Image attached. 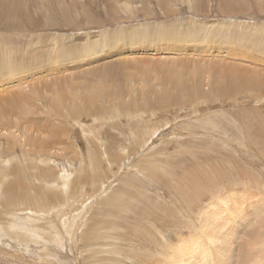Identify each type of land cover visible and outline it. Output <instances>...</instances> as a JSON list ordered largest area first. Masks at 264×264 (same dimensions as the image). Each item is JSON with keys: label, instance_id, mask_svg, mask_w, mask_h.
Listing matches in <instances>:
<instances>
[{"label": "rangeland", "instance_id": "rangeland-1", "mask_svg": "<svg viewBox=\"0 0 264 264\" xmlns=\"http://www.w3.org/2000/svg\"><path fill=\"white\" fill-rule=\"evenodd\" d=\"M0 2V16L6 10L8 18L5 25L4 20L0 22V83L14 80L17 74L18 78H29L40 71L39 81L20 89L10 87L18 90L21 101L12 109L0 107V115H6L1 120L11 122L12 111L16 117L21 115L19 120L31 123L27 126L32 127L36 143H49L45 146L51 152L42 154L32 145L22 147L25 142L19 144L16 129L12 131L17 137L13 143L21 152L5 155L0 147V229L12 235L13 223L21 228L18 216L27 217L32 223L20 244L16 242L13 247L0 243V264H141L142 259L148 261L149 255L156 256V245L175 238L177 233L189 230L196 234L200 229L198 216L205 205L212 200L220 202L225 195L228 198L233 190L240 192L235 193L237 196L230 194L235 198L229 205L235 206L227 207L230 224L223 231L208 228V233L212 232L220 241L211 246V259L222 260V264L226 260V264H264V255L260 259L253 255L259 247L254 246L252 237L262 228L264 210V0ZM23 16L35 19L37 30L21 25ZM174 45H181L179 50H186L184 54L197 51L201 58L196 54V63L191 57V64L178 66L174 62ZM206 49L209 52H203ZM227 49H236L237 55L229 57ZM219 54L222 59H217ZM147 56L152 57L150 61L155 59L150 62ZM134 57L146 58L148 62L136 63ZM116 65V77L121 84L124 81V86L117 82L124 89L122 92L112 89L116 80L106 74L108 66ZM247 78L251 80L249 89L243 83ZM222 81L225 84H220ZM71 146L75 148L71 150ZM119 192L126 195L120 198ZM78 220L81 228L75 223ZM109 229H118L117 234ZM160 231L167 239L151 242L146 235L153 232L162 237ZM14 232L22 234L15 229ZM119 232L126 233L125 237ZM53 235L65 237L66 241L49 243ZM244 243L246 246L242 247ZM139 249L146 251L141 253Z\"/></svg>", "mask_w": 264, "mask_h": 264}, {"label": "bare ground", "instance_id": "bare-ground-1", "mask_svg": "<svg viewBox=\"0 0 264 264\" xmlns=\"http://www.w3.org/2000/svg\"><path fill=\"white\" fill-rule=\"evenodd\" d=\"M2 1V0H1ZM7 1H9L10 2V0H7ZM39 1V0H38ZM124 1V0H123ZM163 1V0H162ZM237 1V0H236ZM16 2V1H15ZM15 2H13V3H15ZM31 2V1H30ZM35 2V1H34ZM41 2V1H40ZM1 3V2H0ZM3 3H4V1H3ZM8 3V2H7ZM232 3V2H231ZM5 4V3H4ZM18 4V3H17ZM16 4V5H17ZM44 4V3H43ZM238 4V3H237ZM240 4V3H239ZM22 5V4H21ZM59 5V4H58ZM75 5V4H74ZM73 5V6H74ZM224 5V4H223ZM233 5V4H232ZM3 6V5H2ZM77 6V5H76ZM163 6H166V5H163ZM229 6V5H228ZM7 7L8 6H6V9H7ZM25 7V6H24ZM45 7V6H44ZM78 7V6H77ZM103 7V6H102ZM229 8V7H228ZM236 8V7H235ZM10 9V8H9ZM22 9V8H21ZM24 9V8H23ZM230 9V8H229ZM243 9V8H242ZM233 11V10H232ZM167 12V11H166ZM20 13V12H19ZM239 12H237V14H238ZM1 16H0V22H2L3 20H4V25H5V19H8V18H6L5 17V15H6V10H3L2 12H1ZM25 14V13H24ZM169 14V13H168ZM225 14V13H224ZM28 15V14H27ZM34 15V14H33ZM146 15H148V14H146ZM234 15V14H233ZM19 16H22V15H18L17 17L19 18ZM139 16V15H138ZM10 18H12V15H11V17ZM9 18V19H10ZM31 18V17H30ZM48 19V18H47ZM12 21V20H11ZM10 22V21H9ZM20 23H21V25H23L24 27H26V29L27 28H29V29H36L37 30V28H38V22H36L35 21V19H25L24 18V16L23 17H21L20 18ZM92 23V22H91ZM2 24V23H1ZM3 25V24H2ZM18 26V25H17ZM3 28H5L4 26H2ZM7 27H8V24H7ZM11 27V26H10ZM9 27V28H10ZM22 27V26H21ZM14 29V28H13ZM16 30H17V28H16ZM15 30V31H16ZM19 30V29H18ZM32 32V31H31ZM177 33V32H176ZM176 33H175V35H176ZM35 34V33H34ZM21 35V34H20ZM234 35V34H233ZM177 36V35H176ZM228 36V35H227ZM105 37V36H104ZM2 39V38H1ZM5 40V39H4ZM135 40V39H134ZM168 40V39H167ZM183 43V42H182ZM185 43V42H184ZM183 43V44H184ZM218 43V42H217ZM177 44V43H176ZM233 44V43H232ZM193 45V44H192ZM174 46H176V45H174ZM183 46V45H182ZM207 46V45H206ZM188 47V46H187ZM10 48V47H9ZM180 48H181V45H180ZM179 47H175V48H172V50L173 51H175L177 54H176V59L174 58V62H176V63H179L178 64V66H184L185 65V63L186 62H188V63H190L189 61H191L192 60V58H193V60H194V58L196 57H199L200 56V53L198 54L197 53V51H196V53H194V54H190V55H188V54H184V52L186 51V50H179L180 49ZM185 48V47H184ZM230 48H232V47H230ZM247 49V48H246ZM245 49V50H246ZM11 50V49H10ZM25 50V49H24ZM23 50V51H24ZM168 50H171V48L170 49H168ZM222 50H223V48H222ZM236 50V49H235ZM235 50H232V49H227V55L229 56V55H237L236 54V51ZM243 50V49H242ZM23 51H22V55H23ZM215 51V50H214ZM12 52V51H11ZM16 52V51H15ZM26 52V51H25ZM203 52H209V49H206L205 51H203ZM222 52V51H221ZM220 52V53H221ZM223 52H224V50H223ZM222 52V53H223ZM242 52H244V50L242 51ZM14 53V52H13ZM64 53V52H63ZM225 53V52H224ZM240 53V52H239ZM16 54V53H15ZM21 54V53H20ZM25 54H32V52L31 53H25ZM48 54V53H47ZM196 54H198V55H196ZM214 54V53H213ZM212 54V55H213ZM216 54V53H215ZM59 55V54H58ZM58 55H55V56H58ZM173 55H174V53H173ZM218 55V54H217ZM220 56H218L217 57V59H222V55L221 54H219ZM241 55H243L242 53H241ZM240 55V56H241ZM185 56V57H184ZM209 57H210V55H208ZM227 56V57H228ZM239 56V57H240ZM249 56V55H248ZM261 56V55H260ZM14 57V56H13ZM18 57H19V54H18ZM18 57H16V58H18ZM45 57V56H44ZM47 57V56H46ZM59 57H61V56H59ZM63 57V56H62ZM61 57V58H62ZM65 58L67 57V56H64ZM149 56H147V59H149V61H150V59H152V57H150V58H148ZM192 57V58H191ZM224 57V56H223ZM230 57V56H229ZM228 57V58H229ZM238 57V56H237ZM2 59H4V56L3 57H1ZM22 56H21V60H22ZM53 58V57H52ZM58 58V57H57ZM61 58H59L58 60L60 61V59ZM200 58H201V56H200ZM226 58V56L224 57V59ZM232 58V57H231ZM230 58V59H231ZM235 58V57H234ZM31 59V58H30ZM46 59V58H45ZM54 60H55V58H53ZM146 58H139V57H134L133 58V61L134 62H142V60H146L147 62H148V60H147ZM155 59V58H154ZM153 59V60H154ZM169 59V58H168ZM248 59H249V57H248ZM251 59V58H250ZM7 60H10L9 58L7 59ZM15 60H17V59H15ZM24 60V59H23ZM22 60V61H23ZM34 60H35V58H34ZM34 60H33V63H34ZM153 60H151V61H153ZM192 60V62H194V63H196L197 61H193ZM199 61H200V59H198ZM254 60V59H253ZM263 60V59H262ZM11 61V60H10ZM19 61V60H18ZM26 61H27V59H26ZM51 61H52V59H51ZM56 61H57V59H56ZM58 61V62H59ZM75 61V60H74ZM77 61V60H76ZM150 61V62H151ZM41 62V61H40ZM53 62V61H52ZM263 62V61H262ZM25 63V62H24ZM199 63H201V62H199ZM203 63H205V61L203 62ZM228 63V62H227ZM241 63V62H240ZM191 64V63H190ZM242 64H244L243 62H242ZM6 65V64H5ZM24 65V64H23ZM26 65V64H25ZM39 65V64H38ZM119 65V64H118ZM118 65H116V66H108L107 68H106V74L107 75H110L112 78L114 77V80H116V83H113L114 84V88H112V89H114V91H116V92H122L124 89L122 88V86L121 85H123L124 84V81L122 82V84L120 83V80L118 81V78L116 77L117 76V74H116V69H118L117 67H118ZM234 65V64H233ZM262 65H264V63L262 64ZM51 66V65H50ZM209 66V65H208ZM218 66V65H217ZM239 66H241V65H239ZM244 66V65H243ZM252 66V65H251ZM11 67H14V66H11ZM16 67V66H15ZM14 67V68H15ZM28 67V66H27ZM35 67V66H34ZM40 67V66H39ZM119 67H120V65H119ZM121 67H122V65H121ZM214 67V66H213ZM256 67V66H255ZM5 68V67H4ZM3 68V69H4ZM50 68V67H49ZM242 68H245V67H242ZM257 68H258V66H257ZM260 68V67H259ZM262 68L264 69V67L262 66ZM1 69V68H0ZM24 69V68H23ZM29 69V68H28ZM189 69V68H188ZM252 69H254V68H252ZM256 69V68H255ZM254 69V70H255ZM6 70H8L7 68H6ZM31 70V69H30ZM235 70V69H234ZM4 71H5V69H4ZM18 71V70H17ZM35 72L37 71V70H34ZM99 71V70H98ZM232 71V70H231ZM238 71V73L240 72V73H244V70H237ZM252 71V70H251ZM258 71V70H257ZM263 71V70H262ZM9 72V71H8ZM20 72V71H19ZM26 72H27V70H26ZM38 72V71H37ZM65 72V71H64ZM18 73V72H17ZM28 73V72H27ZM30 73V72H29ZM31 73H32V71H31ZM39 73H40V71L38 72V74L36 75V76H29V78H27V77H25V78H18V74H17V78L14 76V80H10V81H3L4 83H0V107H5V106H9L10 107V109H12V108H14L15 107V105L17 106H19V102L21 101V99H19V93H18V90H11L10 89V87H14V89H15V87H16V89H20V87H22L23 88V86H28L27 84L28 83H34V81L36 80V82L37 81H39V79L37 78V76L39 75ZM96 73H98V72H96ZM95 73V74H96ZM254 73V72H253ZM256 73V72H255ZM1 74V73H0ZM15 74V73H14ZM20 74H22L21 72H20ZM64 74V73H63ZM73 74H75V73H73ZM228 74H230V75H233L232 74V72H230V73H228ZM248 74V73H247ZM249 74H250V71H249ZM248 74V75H249ZM257 74V73H256ZM258 74H263V72L262 73H258ZM257 74V75H258ZM13 75V74H12ZM23 75V74H22ZM21 75V76H22ZM35 75V74H34ZM2 76H3V73H2ZM8 76V75H7ZM20 76V75H19ZM20 76V77H21ZM64 76H65V74H64ZM70 76V75H69ZM81 76V75H80ZM229 76V75H228ZM235 76H236V74H235ZM245 76V75H244ZM10 77V76H9ZM40 77V76H39ZM74 77V76H73ZM208 77V76H207ZM211 77V76H210ZM230 77V76H229ZM229 77H227V78H229ZM238 77V76H237ZM258 77H261L260 75L258 76ZM69 78V77H68ZM79 78V77H78ZM81 78V77H80ZM112 78L110 79V80H112ZM120 78V77H119ZM212 78H214V77H212ZM233 78H234V76H233ZM239 78V77H238ZM1 79V78H0ZM5 79H8V77H6ZM4 79V80H5ZM75 79V78H74ZM171 79V78H170ZM232 79V78H231ZM76 80V79H75ZM79 80V79H78ZM122 80V79H121ZM218 80V79H217ZM227 80H229V79H227ZM237 80H239V79H237ZM244 80V85L245 86H247V88L249 87V85H250V81L251 80H249V78H247V79H243ZM258 80V79H257ZM261 80H262V78H261ZM53 81H55V80H53ZM60 81V80H59ZM109 81V79H107V81L106 82H108ZM171 81H173V80H171ZM219 81V80H218ZM223 81H226V80H223ZM223 81H222V83L220 82V84H225V82L223 83ZM230 81V80H229ZM234 81H236V80H234ZM1 82V81H0ZM77 82V81H76ZM87 82V81H86ZM117 82H119V83H117ZM231 82V81H230ZM239 82V81H238ZM51 83V82H50ZM78 83V82H77ZM227 83H229L228 81H227ZM227 83H226V85H227ZM235 83V82H234ZM236 83H237V81H236ZM53 84V83H52ZM66 84V83H65ZM89 84V83H88ZM105 84V83H104ZM212 84V83H211ZM259 84V83H258ZM33 85V84H32ZM37 85V84H36ZM35 85V86H36ZM40 85V84H39ZM108 85V84H107ZM214 85V84H213ZM219 85V84H218ZM236 85V84H235ZM240 85H242L241 83H240ZM239 85V86H240ZM254 85V84H253ZM252 85V86H253ZM30 86V85H29ZM50 86V85H49ZM92 86V85H91ZM124 86V85H123ZM238 86V85H237ZM252 86L250 87V88H252ZM256 86V85H255ZM259 86V85H258ZM263 86V85H262ZM40 87V86H39ZM46 87H47V85H46ZM215 87V86H214ZM254 87V86H253ZM93 88V87H92ZM219 88V87H218ZM226 88V87H225ZM232 88H233V85L231 86V88L229 89V92H232ZM246 88V89H247ZM27 89V88H26ZM32 89V88H31ZM38 90H39V88H37ZM41 89V88H40ZM81 89H82V87H81ZM227 89V88H226ZM245 89V88H244ZM249 89V88H248ZM256 89V88H255ZM259 89V88H258ZM257 89V90H258ZM263 89H264V86H263ZM28 90H30V88L28 89ZM221 90H223V88L221 89ZM235 90V89H234ZM233 90V91H234ZM240 90V89H239ZM27 91V90H26ZM32 91V90H31ZM35 91H37V90H35ZM40 91V90H39ZM92 91V90H91ZM107 91H109V90H107ZM214 91V90H213ZM218 91V90H217ZM217 91H215V92H217ZM226 91V90H225ZM251 91H253V90H251ZM255 91V90H254ZM261 91V90H260ZM259 91V92H260ZM263 91V90H262ZM41 92V91H40ZM76 92H77V90H76ZM82 92H85L84 91V89H83V91ZM89 92H90V90H89ZM246 92V91H245ZM31 93V92H30ZM52 93V92H51ZM93 93V92H92ZM96 93V92H95ZM184 93H185V91H184ZM250 93V92H249ZM264 93V92H263ZM26 94H29V93H26ZM42 94H44L43 92H42ZM127 94H129V93H127ZM126 94V95H127ZM222 94V93H221ZM225 94V93H224ZM224 94H222V95H224ZM227 94H228V92H227ZM239 94H241L240 92H239ZM257 94H258V92H257ZM256 94V95H257ZM22 95V94H21ZM31 95V94H30ZM70 95V94H69ZM108 95V94H107ZM109 95H110V93H109ZM116 95V94H115ZM124 95H125V92H124ZM124 95H123V97H122V99L123 98H125L124 97ZM44 96V95H43ZM48 96V95H47ZM51 96H53V95H51ZM71 96V95H70ZM117 96V95H116ZM220 96V95H219ZM50 97V96H49ZM72 97V96H71ZM96 97V96H95ZM99 97V96H98ZM97 97V98H98ZM198 97V96H197ZM201 97V96H200ZM229 97H230V95H229ZM232 97V96H231ZM230 97V98H231ZM262 97V96H261ZM40 98V97H39ZM44 98V97H43ZM55 98V97H54ZM127 98V97H126ZM220 98H222V97H220ZM229 98V99H230ZM27 99H28V97H27ZM45 99V98H44ZM50 99V98H49ZM72 99V98H71ZM205 99V98H204ZM30 100V99H29ZM47 100V99H46ZM50 100H52V99H50ZM73 100V99H72ZM82 100V99H81ZM91 100V99H90ZM117 100V99H116ZM25 101H27V100H25ZM32 101V100H31ZM44 101V100H43ZM70 101V100H69ZM69 101H68V103H69ZM94 101V100H93ZM92 101V102H93ZM99 101V100H98ZM119 101V100H118ZM133 101H134V99H133ZM132 101V102H133ZM203 101V100H202ZM38 102H40V101H38ZM61 102V101H60ZM73 102V101H72ZM97 102V101H96ZM111 102H113L112 100H111ZM27 103V102H26ZM32 103V102H31ZM78 103V102H77ZM76 103V104H77ZM99 103V102H98ZM121 103V102H120ZM148 103V102H147ZM146 103V104H147ZM29 104V103H28ZM105 104V103H104ZM55 105H56V103H55ZM83 105V104H82ZM86 105V104H85ZM106 105H107V102H106ZM118 105V104H117ZM121 105V104H120ZM125 105V104H124ZM139 105V104H138ZM39 106H41V105H39ZM53 106V105H52ZM63 106V105H62ZM80 106V105H79ZM79 106H78V108H79ZM182 106V105H181ZM74 107H75V105H74ZM73 107V108H74ZM82 107V106H81ZM88 107V106H87ZM97 107V106H96ZM112 107V106H111ZM114 107V106H113ZM112 107V108H113ZM129 107V106H128ZM188 107H190V106H188ZM8 108V107H7ZM31 108V107H30ZM33 108V107H32ZM38 108V107H37ZM51 108V107H50ZM55 108V107H54ZM71 108V111L73 110L72 109V107H70ZM76 108V107H75ZM84 108V107H83ZM89 108V107H88ZM91 108V107H90ZM116 108V107H115ZM130 108V107H129ZM140 108V107H139ZM151 108V107H150ZM53 109V108H52ZM67 109V108H66ZM109 109V108H108ZM117 109V108H116ZM131 109V108H130ZM183 109V108H182ZM4 111H7L6 110V108L5 109H3ZM63 110H65V109H63ZM75 110V109H74ZM77 110V109H76ZM127 110V109H126ZM135 110V109H134ZM137 110H138V108H137ZM146 109H144V111H145ZM149 110V109H148ZM30 111V110H29ZM31 111H33L34 112V109H32ZM30 111V112H31ZM86 111V110H85ZM99 111V110H98ZM103 111V110H102ZM141 111V110H140ZM149 111H152V110H149ZM148 111V112H149ZM155 111V110H154ZM74 112V111H73ZM124 112V111H123ZM137 112H139V111H137ZM142 112V111H141ZM141 112H140V115H141ZM146 112H147V110H146ZM16 113H17V111H16ZM21 113V112H20ZM25 113V112H24ZM32 113V112H31ZM45 113V112H44ZM61 113V112H60ZM93 113H95V112H93ZM128 113H131V111L130 112H128ZM144 113V112H143ZM155 113V112H154ZM9 114V113H8ZM19 114V113H18ZM26 114V113H25ZM33 114V113H32ZM39 114V113H38ZM115 114V113H114ZM122 114V113H121ZM146 114V113H145ZM150 114V113H149ZM23 115V114H22ZM31 115V114H30ZM52 115V114H51ZM64 115V114H63ZM80 115V114H79ZM123 115V114H122ZM152 115V114H151ZM259 115V114H258ZM9 116H10V118H11V122H7V123H4V122H2V120L1 119H3V118H6V115L4 114L3 116L2 115H0V147H2L3 149H4V154L5 155H8V153L9 152H13L14 153V155H18L20 152L16 149V147L17 146H15V143H13L14 141H16V139H17V137H16V133H13L12 131L13 130H18V136H19V138H18V140H19V144L21 145V142L22 141H24L25 142V145H23L22 147H28L29 145H32V146H35V147H37V148H39V150H40V152L43 154V153H45L46 151L48 152L49 150H48V148L49 147H47V146H45V145H49V143H43V142H41V141H38V142H40L41 144H38V143H36V137H35V135H34V131L32 130V127H29V126H27L28 124H31L30 122L28 123V122H22L21 120H19L20 119V116L21 115H18V117H16L17 115H13V111L12 112H10V114H9ZM15 116V119L13 118L12 119V117H14ZM25 116V115H24ZM29 116V115H28ZM106 116V115H105ZM124 116V115H123ZM122 116V117H123ZM126 116V115H125ZM131 116V115H130ZM133 116V115H132ZM136 116H138L137 114H136ZM145 116V115H144ZM146 116H147V114H146ZM149 116V115H148ZM156 116V115H155ZM253 116V115H252ZM27 117V116H26ZM29 117H31V116H29ZM87 117V116H86ZM99 117V116H98ZM108 117H110V116H108ZM114 117H115V115H114ZM121 117V118H122ZM134 117V116H133ZM10 118H8V119H10ZM60 118H62V117H60ZM96 118V117H95ZM105 118V117H104ZM112 118V117H111ZM116 118V117H115ZM124 118V117H123ZM127 118V117H126ZM149 118V117H148ZM23 119V118H22ZM73 119V118H72ZM83 119V118H82ZM114 119V118H113ZM128 119H129V117H128ZM131 119V118H130ZM129 119V120H130ZM135 119V118H134ZM141 119H142V117H141ZM53 120H55V119H53ZM66 120H68V119H66ZM144 120V119H143ZM25 121V120H24ZM29 121V120H28ZM31 122H32V120H30ZM84 121V120H83ZM121 121H123V120H121ZM131 121V120H130ZM35 122V121H34ZM58 122V121H57ZM69 122H71V121H69ZM74 122H76V121H74ZM109 122V121H108ZM133 122V121H132ZM137 122H139V120L137 121ZM146 122H148V120L146 121ZM37 123H39V122H37ZM45 123V122H44ZM53 123V122H52ZM56 123V122H55ZM61 123H62V121H61ZM141 123V122H140ZM145 123V122H144ZM70 124V123H69ZM78 124V126L80 125V123H77ZM91 124V123H90ZM117 124V123H116ZM46 125V124H45ZM49 125V124H48ZM53 125V124H52ZM55 125V124H54ZM62 125V124H61ZM114 125V124H113ZM126 125V124H125ZM136 125H137V123H136ZM149 125V124H148ZM87 126V125H86ZM108 126V125H107ZM116 126V125H115ZM152 126V125H151ZM150 126V127H151ZM119 127V126H118ZM131 127V126H130ZM41 128V127H40ZM51 128H52V126H51ZM53 129V128H52ZM69 129V128H68ZM83 129H84V127H83ZM109 129V128H108ZM114 129V128H113ZM132 129V128H131ZM138 129V128H137ZM42 130V129H41ZM45 130V129H44ZM70 130V129H69ZM130 130V129H129ZM133 130V129H132ZM140 130H142V129H140ZM61 131V130H60ZM65 131V130H64ZM73 131V130H72ZM137 132H138V130H136ZM135 131V132H136ZM7 133V135H5V133ZM39 132V131H38ZM38 132H37V134H38ZM71 132V131H70ZM75 132V131H74ZM82 132V131H81ZM107 132V131H106ZM35 133H36V131H35ZM48 133V132H47ZM65 133H66V131H65ZM154 133V132H153ZM52 134V133H51ZM45 135V134H44ZM47 135V134H46ZM69 135V134H68ZM135 135H136V133H135ZM152 135V134H151ZM42 136V135H41ZM40 136V137H41ZM72 136V135H71ZM101 136V135H100ZM99 136V137H100ZM138 136V135H137ZM58 137V136H57ZM60 137V136H59ZM104 137H105V134H104ZM107 137V136H106ZM136 137V136H135ZM54 138V137H53ZM96 138V137H95ZM138 138V137H137ZM2 139H4L5 140V142L3 143L1 140ZM63 139H64V136H63ZM98 139V138H97ZM48 140V139H47ZM53 140V139H52ZM62 140V139H61ZM142 140V139H141ZM145 140V139H144ZM57 141H58V139H57ZM71 141V140H70ZM74 141V140H73ZM87 141V140H86ZM97 141V140H96ZM94 142V141H93ZM134 142V141H133ZM67 143V142H66ZM122 143V142H121ZM56 144V143H55ZM55 144H53V145H55ZM68 144V143H67ZM67 144L65 145V146H67ZM71 144L73 145V143L71 142ZM97 144H98V142H97ZM58 145H60V144H58ZM58 145H56L57 146V148L59 147ZM69 145V144H68ZM75 145V144H74ZM73 145V146H74ZM31 146V147H32ZM55 146V147H56ZM62 146V145H61ZM64 146V145H63ZM20 147V146H19ZM72 147V146H71ZM53 148L54 147H52V151H53ZM60 148H62V147H60ZM59 148V149H60ZM65 148V147H64ZM67 149H69L68 147H66ZM65 148V149H66ZM73 148H75V147H72V149L71 150H73ZM20 149V148H19ZM27 149H30V148H27ZM26 149V150H27ZM58 149V150H59ZM63 149V148H62ZM61 149V150H62ZM64 149V150H65ZM66 149V150H67ZM108 150H109V148H107ZM33 150H34V148H33ZM33 150H31V151H33ZM61 150L59 151V152H61ZM76 150V149H75ZM74 150V151H75ZM36 151V150H35ZM77 151V150H76ZM28 152H29V150H28ZM50 152V151H49ZM55 152H57V151H54V153ZM26 153V152H25ZM39 153V152H38ZM51 153V152H50ZM58 153V152H57ZM56 153V154H57ZM75 153V152H74ZM73 153V154H74ZM61 154V153H60ZM63 154H65V153H63ZM26 156H27V154H25ZM35 155V154H34ZM51 155V154H50ZM53 155V154H52ZM78 155V154H77ZM91 155V154H90ZM111 155V154H110ZM112 155H113V153H112ZM25 156V157H26ZM46 156V155H45ZM64 156V155H63ZM21 157V156H20ZM19 157V158H20ZM23 157V156H22ZM65 157V156H64ZM116 157V156H115ZM17 158V157H16ZM68 158V157H67ZM111 158V157H110ZM112 158H114V155H113V157ZM111 158V159H112ZM117 158V157H116ZM119 158V157H118ZM70 160V159H69ZM95 160V159H94ZM96 160H97V158H96ZM20 161V160H19ZM23 161H26V160H23ZM33 161V163L35 162H37L36 160H32ZM46 161V160H45ZM74 161V160H73ZM117 161H118V159H117ZM47 162V161H46ZM45 162V163H46ZM24 163V162H23ZM33 163H31V164H33ZM43 163V162H42ZM44 163V164H45ZM75 163V162H74ZM118 163V162H117ZM44 164H42V165H44ZM28 166V165H27ZM37 166H39V165H36V167ZM45 166V165H44ZM46 166H47V163H46ZM50 168V167H49ZM95 168V167H94ZM35 169V168H34ZM40 169V168H39ZM46 170V169H45ZM153 170V169H152ZM19 171V170H18ZM237 173H238V171H237ZM219 175V174H218ZM64 178V177H63ZM100 178H102V177H100ZM107 178V177H106ZM213 178V177H212ZM244 179V178H243ZM105 180V179H104ZM104 180H102V181H104ZM239 180V179H238ZM68 181V180H67ZM244 181V180H243ZM69 182V181H68ZM223 182H225V181H223ZM240 182V181H239ZM225 184V183H224ZM237 185V184H236ZM235 185V186H236ZM58 186H60L59 184H58ZM238 187V186H237ZM236 187V188H237ZM233 188V187H232ZM239 188H240V186H239ZM235 189V188H234ZM238 189V188H237ZM245 190V189H244ZM248 190V189H247ZM120 191V190H119ZM123 190H121L120 192H122ZM239 191V190H238ZM238 191H236V190H233V191H229L230 193H228L227 195V197L228 198H226V195L225 196H223L222 198H220V202H218V201H216V200H212L211 201V203H208L207 205H205V207H204V209L201 211V213H200V215L198 216V223H199V226H200V229L198 230L197 229V232H196V234H193V232H189V230L187 231H185V232H182V233H177L178 235L175 237V238H169L168 239V241H166V242H162L163 244H158V246L156 245V249H157V254H156V256H155V254L153 255V256H151V255H149L148 257V261H147V259H146V261L147 262H149V263H151V264H207V263H209V264H222V260H212L211 258H212V256H213V254H212V252H214V248H212L211 249V246L213 245V243L215 244V241L216 242H220L218 239L219 238H217V236H216V238L214 237V235H213V233L211 232L210 234L208 233L209 231H208V228L209 227H215V228H218V229H220V230H222L223 231V229L224 228H226V226L228 225V224H230V220L229 219H231L230 217H228V210H227V207H230L229 205H230V203L232 202L233 203V201H231L233 198L230 196V194L231 195H234L236 192H238ZM116 192H118V191H116ZM118 193V194H121V195H119V197L120 198H123L125 195H126V192H124V193ZM240 192V191H239ZM181 193H183V191L181 192ZM234 193V194H233ZM111 194H113V193H111ZM118 194H117V196H118ZM238 194V193H237ZM241 194H243V193H241ZM240 194V195H241ZM110 196V195H109ZM235 196H237L236 194H235ZM244 196H246V195H244ZM249 196V195H248ZM234 197V196H233ZM117 198V197H116ZM120 198H117V200L118 199H120ZM252 198V197H251ZM256 198V197H255ZM108 200H109V197L107 198ZM235 199V198H234ZM233 199V200H234ZM253 199V198H252ZM116 200V201H117ZM121 200V199H120ZM257 200V199H256ZM235 201H238V200H235ZM234 201V202H235ZM247 201V200H246ZM249 201V200H248ZM37 202V201H36ZM254 202V201H253ZM264 202V201H263ZM46 204H47V206L48 207H52L50 204H48L47 202H45ZM105 204H106V201L104 202ZM112 203V202H111ZM116 203V202H115ZM187 203V202H186ZM237 202H235V204H236ZM260 203V202H259ZM107 204H110V202L108 201L107 202ZM113 204V203H112ZM117 204V203H116ZM245 204V203H244ZM254 204V203H253ZM43 205V204H42ZM190 205H191V202H190ZM232 205H234V204H232ZM237 205H238V203H237ZM108 206V205H107ZM235 206V205H234ZM234 206H231V207H234ZM240 206H241V204H240ZM239 206V207H240ZM254 206V205H253ZM45 207H46V205H45ZM62 207V206H61ZM231 207H230V209H231ZM238 207V206H237ZM238 207V208H239ZM72 208V207H71ZM236 208V207H235ZM241 208V207H240ZM105 209H106V207H105ZM264 209V208H263ZM104 210V209H103ZM238 211V209H235V211ZM231 211V210H230ZM234 211V212H235ZM236 211V212H237ZM70 212V211H69ZM75 212V211H74ZM115 212V211H114ZM113 212V213H114ZM233 212V211H232ZM230 213V212H229ZM70 214V213H69ZM115 214H116V212H115ZM233 214V213H232ZM96 215V214H95ZM120 215V214H119ZM234 215V214H233ZM262 215V214H261ZM235 216H236V213H235ZM253 216V215H252ZM101 217V216H100ZM262 228H258L257 230H256V234L254 233V234H252V237H253V244H255L254 246L255 247H259L257 250H255L254 251V253H253V255L256 257V258H258V259H260L261 257H262V255H264V210H263V215H262ZM115 218H117V217H115ZM119 218V217H118ZM255 218V217H254ZM16 219H18L19 220V225H20V227L21 228H19V226L17 225V224H14L13 223V225L10 227V229L13 231V234L12 235H8V234H5V232H3V230L2 229H0V243H7V244H9V245H11V246H13L14 247V245L15 244H20L21 243V240H22V235H23V233L24 232H27L29 229H32V223H31V221H30V219L29 218H27V217H23V216H18V217H16ZM15 219V220H16ZM82 221L84 220L83 218L81 219ZM237 220V219H236ZM137 221V220H136ZM257 221V220H256ZM116 222V221H115ZM248 222V221H247ZM72 223V222H71ZM76 223V225L78 226V227H80L81 228V221L80 220H78L77 222H75ZM197 223V224H198ZM117 224V223H116ZM234 224V223H233ZM251 224H249V226H250ZM152 226V225H151ZM116 227H117V225H116ZM119 228V227H118ZM141 228V227H140ZM156 227H154V229H155ZM199 228V227H198ZM253 228V227H252ZM14 229L16 230V231H19V232H21L22 234H16V232H14ZM113 229V228H112ZM112 229L110 230V231H112ZM116 229V228H115ZM121 229V228H120ZM123 229V228H122ZM168 229V228H167ZM100 230V229H99ZM108 230V231H109ZM118 230V229H117ZM116 230V231H117ZM134 230V229H133ZM143 230H144V228H143ZM147 230V229H146ZM152 230V229H151ZM160 230V229H159ZM173 229H171V231H172ZM177 230H178V228H177ZM215 230V229H214ZM250 230V229H249ZM92 231H93V229H92ZM102 231H104V230H100V232H102ZM113 231H115V230H113ZM112 231V232H113ZM115 231V233L117 234V232ZM120 231V230H119ZM132 231V230H131ZM153 231V230H152ZM156 231H157V228H156ZM165 231V230H164ZM192 231H194V230H192ZM255 231V230H254ZM262 231V232H261ZM18 232V233H19ZM99 232V233H100ZM133 232H135V231H133ZM145 232H147V231H145ZM155 232V231H154ZM161 232V231H160ZM173 232V231H172ZM179 232V231H178ZM109 233V232H108ZM119 233H121L122 235L124 234V237H125V235H126V233H122V232H119ZM118 233V234H119ZM137 233H139V228H138V231H137ZM149 234H146V233H144V234H146L147 235V237H148V239L151 241V242H153V241H156L157 239L158 240H160V241H162V238H164V239H167V238H165L164 237V235H163V233H162V237H160L159 235H160V233H159V235L157 234V235H155V233H153V232H148ZM157 233V232H156ZM174 233V232H173ZM226 233V232H225ZM234 233H235V231H234ZM249 233H250V231H249ZM94 234V233H93ZM103 234V233H102ZM112 234H114V232L112 233ZM121 234H120V236H121ZM134 234V233H133ZM209 234V235H208ZM218 234H220V233H218ZM239 234V233H238ZM248 234V233H247ZM246 234V235H247ZM135 235V234H134ZM226 235V234H225ZM230 235V234H229ZM234 235V234H233ZM138 236V235H137ZM166 236H168L167 234H166ZM219 236V235H218ZM68 237V236H67ZM102 237V236H101ZM123 237V236H122ZM121 237V238H122ZM128 237H129V235H128ZM146 237V236H145ZM170 237V236H169ZM244 237V236H243ZM100 238V237H99ZM130 238V237H129ZM132 238V237H131ZM136 238V236L134 237V239ZM140 238V237H139ZM144 238V237H143ZM157 238V239H156ZM221 238V237H220ZM225 238H226V236H225ZM250 238V237H249ZM156 239V240H155ZM187 239H189L190 241H188V243H186V240ZM61 240H64V241H66V238L65 237H63V238H61V239H59V238H55V236L53 235L52 237H51V239H50V241H49V243H51V242H53L54 244L55 243H59V242H61ZM97 240V239H96ZM98 240H100V239H98ZM122 240H123V238H122ZM124 240H126V239H124ZM137 240V239H136ZM148 240V241H149ZM252 240V239H251ZM223 241V240H222ZM17 242V243H16ZM96 242H98V241H96ZM15 243V244H14ZM138 243H140V241L138 242ZM218 243H216V244H218ZM240 243V242H239ZM101 244H102V242H101ZM120 244V243H119ZM141 244V243H140ZM220 244V243H219ZM223 244V243H222ZM225 244V243H224ZM223 244V245H224ZM243 244V243H242ZM245 244V243H244ZM110 246V243L109 244H107V246ZM113 244H111V246H112ZM132 245H133V243H132ZM136 245V244H135ZM134 245V246H135ZM144 246H145V244H143ZM239 245V244H238ZM237 245V246H238ZM250 245H251V243H250ZM8 246V245H7ZM54 246V245H53ZM97 246V244H95V247ZM99 246V245H98ZM97 246V247H98ZM102 247H103V245H101ZM106 246V247H107ZM226 247H227V244L225 245ZM224 246V247H225ZM243 246H246V244L245 245H242V247ZM56 249H57V246H54ZM126 247V246H125ZM135 247H137V246H135ZM213 247V246H212ZM226 247H225V249H226ZM241 247V248H242ZM104 248V247H103ZM103 248H102V250H103ZM110 248H112V247H110ZM216 248H217V246H216ZM222 248V247H221ZM220 248V249H221ZM117 250H118V247L116 248ZM131 249H134V247L132 248L131 247ZM144 249V248H143ZM224 249V248H223ZM223 249L221 250V251H223ZM228 249V251H226V252H229L230 250H229V248H227ZM244 249H245V247H244ZM104 250H106L105 248H104ZM116 250V251H117ZM135 250H137V248L135 249ZM140 250V249H139ZM151 250V249H150ZM213 250V251H212ZM141 251H146V250H140V252ZM221 251H219V252H221ZM225 251H223V252H225ZM253 251V250H252ZM103 252H105V251H103ZM150 252V251H149ZM216 252V251H215ZM101 253H102V251H101ZM115 253V252H114ZM117 253V252H116ZM115 253V254H116ZM119 253H121V252H119ZM124 253V252H123ZM142 253V252H141ZM140 253V254H141ZM145 253V252H144ZM153 253V252H152ZM151 253V254H152ZM104 254V253H103ZM106 254H107V251H106ZM140 254H138V255H140ZM146 254V253H145ZM215 254V256H216V253H214ZM227 254V253H226ZM252 254V253H251ZM250 254V255H251ZM10 255V254H9ZM228 255V254H227ZM226 255V256H227ZM108 255H106V257H107ZM114 256V255H113ZM115 256H117L118 258H119V255L118 254H116ZM124 256V255H123ZM130 256V255H129ZM214 256V257H215ZM221 256V255H220ZM225 256V254L223 255V257L224 258H226L227 259V257ZM110 257V256H109ZM108 257V258H109ZM122 257V256H121ZM143 257V256H142ZM252 257V256H251ZM8 258V257H7ZM115 258V257H114ZM124 257H122V259H123ZM128 258V257H127ZM140 258H141V256H140ZM232 258V257H231ZM230 257H228V259L230 260L231 259ZM105 259V258H104ZM110 259V258H109ZM121 259V258H120ZM134 259V258H133ZM132 259V260H133ZM135 259H137V257H135ZM134 259V260H135ZM142 259V258H141ZM210 259L212 260L211 262H209L210 261ZM245 259V258H244ZM112 260H114V259H112ZM129 261L131 260V259H128ZM241 260H243V258L242 259H239L238 261H241ZM109 261V260H108ZM117 261V260H116ZM123 261V260H122ZM142 262H141V264H147V262L144 260V259H142L141 260ZM245 262H247L246 260H244ZM260 262H261V260H259ZM258 261V262H259ZM119 262V261H118ZM139 262V263H138ZM137 263L138 264H140V261H138ZM223 262H225V261H223ZM253 262V261H252ZM255 262H257V261H255ZM259 262V263H260ZM108 264V262L106 261L105 262V264ZM112 263H115V261L113 262L112 261ZM123 264H125L124 262H122ZM148 263V264H149ZM227 263V260H226V262L224 263V264H226ZM231 263V262H230ZM241 263V262H240ZM239 263V264H240ZM244 263V262H243ZM254 263V262H253ZM262 263V262H261ZM116 264V263H115ZM118 264V263H117ZM128 264H130V263H128ZM136 264V263H135Z\"/></svg>", "mask_w": 264, "mask_h": 264}]
</instances>
